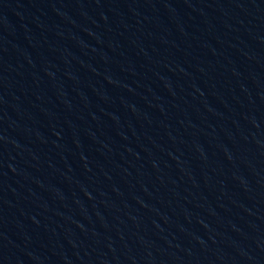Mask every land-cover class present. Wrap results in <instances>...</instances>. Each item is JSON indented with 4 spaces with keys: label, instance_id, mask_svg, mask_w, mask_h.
Listing matches in <instances>:
<instances>
[{
    "label": "water",
    "instance_id": "obj_1",
    "mask_svg": "<svg viewBox=\"0 0 264 264\" xmlns=\"http://www.w3.org/2000/svg\"><path fill=\"white\" fill-rule=\"evenodd\" d=\"M0 264H264V0H0Z\"/></svg>",
    "mask_w": 264,
    "mask_h": 264
}]
</instances>
